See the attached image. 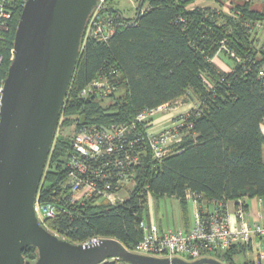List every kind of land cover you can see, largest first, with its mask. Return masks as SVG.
Listing matches in <instances>:
<instances>
[{"label": "trees", "instance_id": "1", "mask_svg": "<svg viewBox=\"0 0 264 264\" xmlns=\"http://www.w3.org/2000/svg\"><path fill=\"white\" fill-rule=\"evenodd\" d=\"M12 1L13 23L0 41V80L11 63L14 33L26 2ZM196 1L139 0L136 18H127L115 0H103L115 17L113 34L97 41L83 31L36 193L40 203L54 206V216L44 223L58 237L74 243L92 236L113 238L130 250L142 236L138 223L146 218L147 195L174 197L184 210L189 198L200 211L215 203L223 214L228 201L246 210V199L264 197V42L257 47L250 39L253 24L264 21V0L260 10L252 7V0L235 3L230 8L234 16L226 15L219 4ZM223 47L234 55L228 70L214 61ZM102 74L115 83L116 91L107 98L79 96ZM191 93L197 103L178 128L181 138L159 161L145 148L134 169L135 185L122 202L67 200L66 162L77 129L86 124L131 127L139 111ZM65 128H72L73 134L63 132ZM247 251L244 245L234 246L223 254V263L239 264L235 256L250 254ZM21 256L32 264L36 247L28 245ZM101 264L124 263L108 259Z\"/></svg>", "mask_w": 264, "mask_h": 264}, {"label": "water", "instance_id": "2", "mask_svg": "<svg viewBox=\"0 0 264 264\" xmlns=\"http://www.w3.org/2000/svg\"><path fill=\"white\" fill-rule=\"evenodd\" d=\"M98 0H26L13 40V58L0 91V264H223L156 258L130 252L113 238L74 243L48 231L34 202L60 109L80 53L81 37ZM138 13V12H137ZM136 18V16H135Z\"/></svg>", "mask_w": 264, "mask_h": 264}, {"label": "built area", "instance_id": "3", "mask_svg": "<svg viewBox=\"0 0 264 264\" xmlns=\"http://www.w3.org/2000/svg\"><path fill=\"white\" fill-rule=\"evenodd\" d=\"M13 7L12 0H0V41L13 23ZM115 26L114 14L103 7V0H98L83 31L97 41H107ZM223 49L228 51L225 47ZM260 75H264L262 71ZM3 82L4 79L0 80V91ZM116 89L115 83L102 74L83 87L79 96L94 94L107 98ZM169 104L166 102L139 111L131 127L129 124H86L77 129L71 138L72 150L66 162L68 189L64 195L67 200L70 203L91 199L107 204L122 202L125 199L123 193L128 194L135 185L134 169L140 164L145 148L149 149L152 159L159 161L167 156L170 145L181 138L178 128L187 112L172 119L167 126L158 129L149 126L155 115L169 108ZM34 210L39 223L46 228L44 221L54 216V206L40 203L36 196ZM138 226L142 236L129 250L132 253L167 259L178 257L188 262L209 257L223 263V254L227 250L244 245L249 250L247 252L254 255L253 264H264V222L248 220L241 208L234 209V217L221 213L215 203L209 211L196 208L188 228L164 230L147 218L140 219ZM100 239L105 237L92 236L83 243H95ZM108 259L121 260L117 257L105 260Z\"/></svg>", "mask_w": 264, "mask_h": 264}, {"label": "rangeland", "instance_id": "4", "mask_svg": "<svg viewBox=\"0 0 264 264\" xmlns=\"http://www.w3.org/2000/svg\"><path fill=\"white\" fill-rule=\"evenodd\" d=\"M244 0H198L196 1L197 5H218L222 8L224 13L229 16H234L235 12L233 9H230L235 3L242 2ZM221 2V3H220ZM263 0H252V7L260 10L262 7ZM139 0H115L116 8H118L125 17H134L135 13L138 9ZM250 39L253 45L257 47L262 46L264 42V21H256L253 24L250 31ZM231 58H234L229 51L221 48L215 58L214 61L218 65L223 66V62L227 64L231 63ZM187 99V100H186ZM110 100H106L105 103H108ZM197 103L196 96L194 93L190 95L181 96L177 100L173 101L169 104V108L164 109L158 112L153 121L150 123V127L154 125V129L161 128L162 126L169 125V122L172 119L178 117L182 113H186L191 107L195 106ZM160 118V119H156ZM59 121V120H58ZM58 125V123H57ZM149 127V128H150ZM57 130V127H56ZM264 131V128H263ZM56 132V131H55ZM65 133L73 134L72 128H65L63 131ZM126 197L127 194L123 193ZM187 210L183 209L180 202L171 196H160V197H152L151 195H147V205L144 209V217L155 221L160 228H164V230H175L178 228H182L184 215L187 214L190 220L193 217V206L191 202L187 203ZM44 226V225H43ZM45 227V226H44ZM46 229L48 231H52L47 225ZM254 257L253 253L251 254H242L235 256L236 263H243L244 260H250Z\"/></svg>", "mask_w": 264, "mask_h": 264}, {"label": "crops", "instance_id": "5", "mask_svg": "<svg viewBox=\"0 0 264 264\" xmlns=\"http://www.w3.org/2000/svg\"><path fill=\"white\" fill-rule=\"evenodd\" d=\"M211 6H215V5H211ZM222 64L223 66L218 64V66L221 69L228 70L230 68V64H227L226 62H223ZM156 119H160V118H156ZM263 128H264V125H262V131H263ZM263 159H264V147H263ZM189 202H191V205L193 206V212H194V210L198 208V205L197 203L193 202V199L191 198L188 199L187 203ZM245 202L247 204V208L245 210V215L247 219L250 221L264 222V197L263 198L254 197V198L246 199ZM234 204L235 202L233 200L228 201L226 203L227 213L231 217H234V209H235ZM187 206L188 205H186V210H187ZM202 209L205 211L209 210L210 206L204 205ZM191 223H192V220H190L187 214H185L183 218L182 228H188L191 225Z\"/></svg>", "mask_w": 264, "mask_h": 264}]
</instances>
